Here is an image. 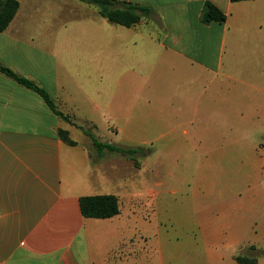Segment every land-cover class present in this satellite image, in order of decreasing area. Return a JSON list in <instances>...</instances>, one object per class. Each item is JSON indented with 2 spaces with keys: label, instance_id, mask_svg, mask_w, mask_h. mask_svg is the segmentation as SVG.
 Wrapping results in <instances>:
<instances>
[{
  "label": "crops",
  "instance_id": "1",
  "mask_svg": "<svg viewBox=\"0 0 264 264\" xmlns=\"http://www.w3.org/2000/svg\"><path fill=\"white\" fill-rule=\"evenodd\" d=\"M18 1L0 32V63L46 89L73 123H98L127 148L180 129L175 140L196 139L197 188L230 198L242 192L246 202L264 195V0H116L152 9L130 28L80 0ZM206 2L226 14L224 24L201 22ZM88 139L0 73V264H106L146 224H130L123 202L135 205L140 193H126ZM229 141L253 144L225 181ZM97 196L117 197L120 214L84 217L81 199ZM213 210L200 217L196 207V223L215 236ZM230 222L231 236L253 230V219ZM256 231L264 237V219Z\"/></svg>",
  "mask_w": 264,
  "mask_h": 264
},
{
  "label": "rangeland",
  "instance_id": "2",
  "mask_svg": "<svg viewBox=\"0 0 264 264\" xmlns=\"http://www.w3.org/2000/svg\"><path fill=\"white\" fill-rule=\"evenodd\" d=\"M83 127L91 128L100 142L120 143L109 140L108 132L98 123ZM179 132L180 129L177 134ZM177 134L172 133L166 139L140 146L151 154L145 156L144 151V155L134 159L109 153L98 157L92 141L88 139L87 146L94 158L115 167L112 174L126 187V193H140L135 205L130 207L127 206L128 201L123 202L130 224L135 218L146 223L137 227L136 235L126 239L110 255L106 264H238L235 260L237 256L257 257L262 264L264 237L256 231V224L264 219V195L255 194L251 198L255 205L254 210L249 211L245 208L252 200L244 201L242 192L236 199L219 195L218 189L208 195L210 189L197 188L196 168L201 157L196 156V139L175 140L174 135ZM81 135L74 132L72 137L77 140ZM227 143L231 155L224 158L227 172L221 177L225 181L233 180L234 172L239 173L237 170L241 169L240 164H244L245 160L241 151L245 152L248 143L253 144L247 142L244 147H238L235 141ZM136 163L139 168H136ZM209 206L214 208L211 214L218 220L215 236L209 234L211 231L199 230L196 223V207L197 216L204 217L205 214L200 211ZM233 218L253 219V230L242 236L229 235L226 227L232 226L230 220Z\"/></svg>",
  "mask_w": 264,
  "mask_h": 264
},
{
  "label": "trees",
  "instance_id": "3",
  "mask_svg": "<svg viewBox=\"0 0 264 264\" xmlns=\"http://www.w3.org/2000/svg\"><path fill=\"white\" fill-rule=\"evenodd\" d=\"M86 4L95 6L99 9L100 15L108 19L111 23L123 27H133L138 24L143 17L152 15V9L134 4H118L116 0H80ZM232 2H243L250 0H231ZM20 8L18 0H0V32L8 29ZM227 16L217 6L211 2H206L201 22L205 25L212 23L224 24ZM0 73L11 78L19 85L39 95L46 103L50 111L66 123L75 126L81 130L93 143V147L97 151L98 157H103L105 154H118L126 159H134L137 156H149L151 152L140 147L127 148L114 143L100 142L91 128H85L73 123V118L70 115L64 114L59 110L58 105L46 89L36 84L34 81L22 77L14 72L12 69L0 63ZM58 135L60 139L70 146H76L77 143L73 141L69 133L64 130H59ZM139 168L138 164H135ZM81 211L84 217L92 219H110L120 214L119 199L115 196H97L81 199ZM236 262L238 264H260L257 257L237 256Z\"/></svg>",
  "mask_w": 264,
  "mask_h": 264
}]
</instances>
